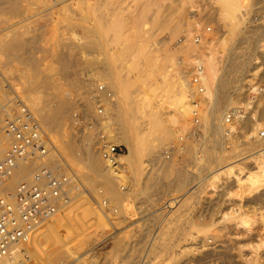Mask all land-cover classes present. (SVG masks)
Instances as JSON below:
<instances>
[{
	"label": "rangeland",
	"instance_id": "374dc122",
	"mask_svg": "<svg viewBox=\"0 0 264 264\" xmlns=\"http://www.w3.org/2000/svg\"><path fill=\"white\" fill-rule=\"evenodd\" d=\"M76 1L78 2L80 0H15V5L18 4L19 8L17 11L14 9L16 7H11V9H8V7H4L2 4L0 6L2 9H4V12H2L3 10L1 11L0 8V34L10 33L11 29L17 30V28V31H19V29L22 31L20 40L25 37V39L22 41L24 42L26 40L24 42L26 46L22 44L20 48L22 49L20 57L24 61H31V63L37 59L34 61L33 65L36 63L34 66H38L39 71L41 72H39L40 77L39 75L37 77L39 83L43 82V80L40 81L41 79H46V72L49 71L48 74H51L52 71L53 73L56 71V73H54L56 75L52 74V76L59 78L57 80L62 81L69 92L72 91L69 94L70 97L75 95L71 98V101L69 100L68 102L66 107L67 111L64 115L65 118L61 121L63 123L60 122L59 125L53 126L50 130V133L52 134L54 132L53 134L55 136H59V134L63 131H67L66 137H68L70 140L72 139L74 146H77L78 139L68 129L70 122V112L75 106L73 105L74 103L76 104L77 102L85 101L87 93L91 91L95 85L93 83V77L90 76L91 73L96 75L97 78H95V80H107V78L101 74L102 65L105 61L104 56H107L106 61L108 60L112 62L114 70L124 75V77L127 78L126 80H128L127 100L125 103L130 110H127L128 115L134 111V97L137 96V93L139 95L141 92L140 90L143 87V84H141V78H143L141 76L143 75V71L141 69L142 62L146 61L148 58L152 59L154 57L153 55L162 54L168 50L167 53L170 52L171 56L174 58L175 65H177L176 63H179V61L182 59L185 61L186 72L184 75L189 79V70L194 65L195 60L199 57V52L194 51L197 47L194 43H191L192 45L189 44L186 47H180L179 45L185 44V42L182 43L184 37H191L194 31L204 29L206 26H210L211 29L205 34L208 39L205 41L207 44L205 42L204 44L207 46L211 45L210 48L217 56L216 57L211 50L212 54L215 56L214 58L216 59V62L218 63H216V66H218V73H222L220 74V77L223 75V77H226L227 75L228 77L222 78L229 81L231 78V81L228 82L229 87L226 88V90L228 92L230 91V94L234 96L233 102L227 106H221L222 112L227 110L229 107H232L233 104L239 102L241 97H243V94H241L243 92L242 89L244 86H246L247 80L249 78L251 79L250 82H253L254 80L264 81L260 78V71L262 67H264V46L260 45L262 39L259 40V38L262 37L264 40V28L261 24V14L257 12L259 0H254L252 7L249 9L240 11V32H238V35L234 37V40H228V46L225 48L222 47L221 40L223 37H225V39L228 37L225 35L227 32V24L223 21L221 15L219 14L216 0H184V2H181L180 0H174L176 3L173 2L172 4L175 3V5L179 7L168 11H165L163 7L158 5L156 2L152 1L151 4L150 1L149 4L151 5L148 4V9L145 10L146 14L143 13L144 19L146 17L145 20H148V17H150L149 21H153V18H156V21L165 20V25L164 23H160V25L158 22H153L152 24L142 23L143 25H141L144 26L142 29L143 34L141 33L142 36L138 37L137 39V43H139L137 44V47H139L141 50L140 52L136 51L137 53L134 52L135 49L138 50L136 45L132 46V50L134 48V51L130 50L129 52L122 53V43L120 46H118V43L121 41L114 42L109 40L110 42H108L107 38H111V36L114 34V32L111 31L112 29L110 30L108 28L110 20L114 17V14L110 10L109 6V3L113 2V0H109V3L108 0H94V3L93 0H82L85 2L81 3L80 1L78 5ZM95 1L96 3L99 2L98 4H100L102 10L100 6L98 8V4H95ZM127 1L128 3H132V1L136 2L137 6L141 5L139 4L140 1H143L144 4L148 3L147 0H120V2L124 4H126ZM164 1L165 2L161 1L162 5L168 3V0ZM68 3H70L71 6L69 5L67 8ZM80 4H82V8H80ZM93 4L96 5L95 9ZM156 4L157 6L155 7ZM89 5L93 7L90 8ZM149 6L150 8H153V11L152 8L149 10ZM61 7H64L63 9L65 10H63ZM78 7L83 11L86 9L83 15L88 8L86 14L87 17L86 15H84V17L80 16V14L82 15V11L80 9L78 10ZM92 10L94 12L93 14ZM108 10H110L109 13ZM11 12L13 13L11 14ZM65 13L67 14L68 18L65 17ZM100 13H102V15H100ZM138 13L140 14L138 7L130 8V11L123 13L122 18H125L126 15L127 17L123 19V21L125 20L124 23L126 25L124 24L121 29H119V33L125 32L124 34L122 33V37L124 36L126 39L129 38L126 36L127 34L129 35V33H131V23H134L135 20L138 19ZM254 14L258 16L257 21H254L252 17ZM128 16L129 21L127 20ZM156 16L164 17L160 18ZM98 17L101 18V22ZM135 17H137V19ZM60 18H65L66 20L63 19L62 23ZM76 19H78V21ZM90 21L92 23H90ZM93 22H95L94 25ZM69 24L74 25L70 26ZM78 24H80V26ZM23 25H27V27H23ZM95 25H100L102 27L101 29L105 30V34L107 35H104L102 38H98V36L95 35L97 38L95 36L93 38V34L95 33L92 34L93 31L90 29H92V27ZM171 25H174L172 29ZM65 27L67 31L65 30ZM85 29L88 31L85 32ZM69 30L70 32H68ZM82 31H84V33ZM89 34H92V36ZM87 38L94 39V41L93 39L92 41L95 42V47L94 43L91 45V40L87 41L89 40ZM95 38L96 40L98 39V41H95ZM32 39H34V42ZM30 40L33 43H30ZM81 40L82 42H80ZM65 41L67 42L64 43ZM99 41L100 43H98ZM26 42H29L30 44ZM89 44L90 46H88ZM101 46L103 49H101ZM192 47L194 49H192ZM115 49H117L116 52ZM109 50L111 52H109ZM172 52H174V54ZM63 53L66 56L63 55ZM112 53L115 55V57L113 60H110L108 54ZM132 54L134 57H131ZM135 54L138 55L136 56ZM143 54L144 56H142ZM29 55H32L31 58ZM61 56H63L62 60H66V58H68V74L67 71L66 73H64L65 71H61ZM18 61L20 60H14L13 62L18 63ZM1 63L2 62H0V70L4 71L5 68L2 65L3 63ZM52 63H57L56 67H54ZM237 64L239 66H237ZM175 65L169 64L168 69H171L173 66L175 67ZM48 67L54 68L56 70L53 69L50 71ZM256 68L259 69L258 73L256 74L257 76L252 75V72ZM64 75L66 76V80H64ZM15 78L17 79L16 76H12L11 80L13 79L12 81L16 83L17 86H19ZM70 83H72L75 87L73 85L70 86ZM237 83H239L238 89H235V86H231L232 84L236 85ZM226 85L227 84H224L222 91L223 89L225 90ZM239 89L240 93L237 95L235 91ZM222 91L220 90V96H222ZM11 95H14V93H10V96ZM132 98L133 101L129 102L128 100H131ZM202 108H205V104L202 106ZM219 112L220 109L218 110V113ZM160 113V118L163 122H174L175 114H173V111L169 109L167 104H162ZM36 116L38 117L37 114ZM137 120L141 121V119ZM191 123L192 122L185 123V125L181 123L178 125V131H175V133L172 132L173 135L171 134L169 139L158 140L154 138L161 133V130L158 127L146 129L147 127L144 125L139 126L138 128H141V132L144 133L141 139L142 142L138 144L139 146L135 148L133 153L134 166L130 167L129 164L127 165L125 163L127 167V174L123 180L126 182V188L120 190L116 181L115 191L117 192V195H112L113 197L111 199V204L116 207L118 206L117 212L107 211V214H103L99 210L98 203L100 196L98 197L97 194V187L100 186L99 183L96 182L93 184V190L83 186L81 183L82 189L79 192L77 191L72 193L73 201L74 203H79L78 201H80V199L78 198V200H76L77 197H79V194H86V197L90 200L92 207L95 208L100 215V224L102 223V225H97L95 229L100 233L98 232V236L95 235L96 238L92 236L90 238L87 237L88 239H84L83 243H80L82 245L84 244L83 247L80 246L81 249L75 246L77 242L75 243V239L72 237H68L63 240L60 239V242L66 241L63 243L68 244L66 245V248H70L69 250L71 253L69 254L68 252L65 254L66 251L62 246L63 248H61L62 251H60V256L59 254L58 256L56 255L57 257L50 254V257L53 256L54 259H52L53 257L51 259H46V256L43 257L44 254L41 252L42 247L45 246L43 239L35 241V243L29 242L28 244L30 245L33 243L31 246H29V251L30 253L32 252V256L35 254L33 259L37 261L36 263L43 264L44 262L55 261L61 258H69L79 255L80 258L84 257L82 258L84 260H86V258L89 259V257L93 258L95 256V258L98 260L97 262L100 261V263H102L103 261L107 260L106 262L108 264H245V258L250 256V254L252 255L254 252L253 254L256 258L255 264H264V221L261 219L264 218V187L261 188L264 185H261V189H258L257 192H246L244 199L240 200L238 197V190L230 183V177H226L225 175L221 177L223 185H218V183H210V179L208 181H203L204 179L199 181H203L202 184L198 182V180L204 176L207 177L210 175L212 169L214 170V168L226 163H241L240 161H243L244 163L240 165L243 167V173L246 172L250 163V161H248L250 156H245L247 153L254 150V148L251 146V149H245L239 151L238 155H232L231 152H233V147L231 146L230 142L226 140V138H222L221 141L219 140V136L217 134H211V132H208L207 134L199 129L198 134L194 135L192 138L186 139L189 143L187 147L185 144V150L183 149L180 153H173L171 160L166 159L164 155L167 149L170 147V144L177 140L179 134L187 133L188 127ZM139 129H136V131H139ZM238 130V127H236V136L232 138V141L234 142H237L236 140H240L239 144L236 146V150L239 149V147H244L245 145L251 144V142H249L251 140L245 139ZM245 141H248V143ZM152 142L156 143L154 148H152ZM119 144L123 146L124 151L126 152L127 150L124 143L119 142ZM94 150L96 149L94 148ZM35 166L36 165H33L30 170ZM59 166L62 170L65 168L74 169L75 167L74 165V167L70 168L65 164H60ZM16 179V181L12 180V182L16 183L21 178L18 179L17 177ZM155 181L156 184L154 186H156V188L153 186V190L155 191L150 194L146 189L147 185H150V183L152 184V182ZM15 183H13L12 186H14ZM252 194H256L255 197ZM174 197L178 200L175 207L165 212L158 210L159 206L163 202L172 200ZM75 206L77 205H73L72 207ZM242 217L249 219V223H243L241 221ZM114 232L117 233L115 234ZM117 235H120V237L122 236V238L117 237ZM112 236L116 237L114 238ZM37 242H41V244H38ZM255 243L258 245V247ZM149 244L151 245L149 246ZM33 245L36 247H32ZM189 245H191L192 248L189 250H184L183 247H187ZM88 246L92 247L89 248ZM39 247L40 251H38L39 249H36Z\"/></svg>",
	"mask_w": 264,
	"mask_h": 264
},
{
	"label": "bare ground",
	"instance_id": "6f19581e",
	"mask_svg": "<svg viewBox=\"0 0 264 264\" xmlns=\"http://www.w3.org/2000/svg\"><path fill=\"white\" fill-rule=\"evenodd\" d=\"M80 1H81V3L85 2L82 0H80ZM80 1H78V2L76 1L77 5H78V3H80ZM96 1H102V0H96ZM96 1H95V4H98L99 2L96 3ZM147 1H148V3L146 2L147 4H144L143 1H140L139 4H141V5L137 6V3L133 2V1H132V3H128V1H127V3L125 2L126 4H124V3L120 2V0L119 1L113 0V2H110V3L108 0L110 10L114 14V17L110 20V24H109L108 28L110 30L112 29L111 31H113L114 34H113V36H111V38H107V39H108V42H110L109 40L114 41V42L115 41H121L120 43H118L119 44L118 46H120L122 43V46H121V52L122 53L129 52L130 50H132V46H134V45H136V47H137V44H139V43H137V39H138V37H141L143 34L142 29L144 26H142V25L144 23L145 24L146 23L152 24L153 22H158V24H160V23L165 22V20L156 21V18H153V21L150 20L151 21L150 22L149 21L150 17H148V20H145L146 17L144 19L143 13H145V10L148 9V4L150 3V1H151V4L153 1V2H156L158 5H161V7H163V9L165 11L166 10L167 11L172 10V9L174 10L175 8L179 7V6L175 5L176 2L174 0H168V3L166 2L167 4H164V5H162V3H161V1L165 2L164 0H147ZM180 1L184 2V0L183 1L180 0ZM216 1H217L218 9H219V14L221 15V18L223 19V21L226 22V24H227V26H226L227 32L225 35H227L228 37H227V39H225V37H223V39L221 40V42H222L221 45L223 48H225L228 46V40H234V37H236V35H238V32H240L239 31L240 30L239 24L241 22L240 11L241 10L245 11V9L247 10L250 7H252L254 0H216ZM58 2H60V1H58ZM173 2H175V3L172 4ZM17 3H19V2H17ZM93 3H94V0H93ZM105 3H107V2H105ZM180 3H177V4H180ZM1 4L4 7H8V9L9 8L11 9V7H13V8L16 7V8H14V9H16L15 11H17V9H19L18 4L15 5V0H0V6H1ZM151 4H149V5H151ZM157 4L155 5V7L157 6ZM69 5H70V3H68L67 8L69 7ZM81 5L82 4H80V6ZM83 5H86V4H83ZM102 5H103V3H102ZM62 6H64V5H62ZM95 6L96 5H94V9H95ZM99 6H100V4H98V8H99ZM50 7H52V6H50ZM54 7H56V6H54ZM92 7L90 6V8H92ZM137 7L139 9L140 14L138 13L139 14L138 19H137V17H135L137 20H135L134 23L129 22L132 24L130 26L131 33H129V35L127 34V36L126 35L125 36L129 37L130 39L129 38L126 39L124 36L123 37L121 36L123 32L119 33V29H121V27L125 24L124 23L125 20L123 21V19H125L127 17V15H126L125 18H122L123 13L126 11H130V8H137ZM61 8L63 9L64 7H61ZM70 8H72V7H70ZM80 8H82V6ZM80 8L78 7V10ZM100 8L102 10L101 6H100ZM104 8H106V7H104ZM151 8L149 6V10ZM257 8H258L257 12H259L261 14L260 15L262 17L261 24L264 28V4L257 6ZM63 10H65V9H63ZM110 10H108V13L110 12ZM1 11L4 12V9L1 8ZM10 11H12V10H10ZM73 11H74V9H73ZM81 11H82V15L80 14V16L84 17V15L87 14L88 8H87V11L85 12L84 15H83L84 11L83 10H81ZM135 11H136V9H135ZM152 11H153V8H152ZM154 11H155V9H154ZM6 13H5V15H6ZM12 13L13 12H11V14ZM66 13L64 14V15H66L65 17H67ZM93 13L94 12L92 10V14ZM100 15H102V13H100ZM133 15H131V16H133ZM86 17H87V15H86ZM100 17H98V18L100 19V22H101ZM111 17H112V14H111ZM156 17H160V16H156ZM162 17H164V16H162ZM162 17H160V18H162ZM60 19L62 22V20L65 18H63V19L60 18ZM128 19H129V16H128L127 20ZM76 20L78 21V19H76ZM71 21H73V20H71ZM128 21H127V23H128ZM133 21H134V19H133ZM186 21H187V19H186ZM90 23H92V22L90 21ZM94 23L95 22H93V25H94ZM176 23H177V21H176ZM22 24H24V23H22ZM105 24H103V25H105ZM67 25H68V23H67ZM73 25H70V26H73ZM78 25L80 26V24H78ZM164 25H165V23H164ZM164 25H162V26H164ZM176 25H178V24H176ZM24 26L27 27V25H23V27ZM173 26L171 25V29ZM157 27H158V25H157ZM70 28H67V29H70ZM90 28H91V26H90ZM101 28L102 27L100 25H95L92 27V29H90L93 31L92 34L95 33V34H93V38L95 35L98 36V38H102V37H104V35H107V34H105V30H102ZM125 28H123V29L126 30ZM17 30H18V28H17ZM17 30L11 29L10 33L0 34V62L3 63V64L2 63L1 64L5 68L4 71L0 70V75H1L0 79H1L2 85L4 87L3 88V95L4 96H10V93H14V96L18 100H22L33 113L35 112L38 115V119L40 120L42 127L48 136L50 149L52 148L46 156L47 162L52 167H57L60 164H62V165L65 164L71 168V167H74V165H75L74 169L73 168H71V169H73L72 171H74V173L78 176L79 183L80 184L82 183L83 186H86L87 188H89L91 190H93V184L94 183H96V182L99 183L100 187L103 190L102 195L109 202V208L107 209V211L111 212L110 210L113 208V206L111 204V202H112L111 199L113 197L112 195L113 194L117 195L116 194L117 192L115 191L116 179L111 175L109 170L104 165V162L101 159L98 151L94 150V148H93L94 134L92 132H89L87 135H83V139L78 140L77 146L76 145L74 146L72 139L70 140V139H68V137H66L67 131H63L60 134L58 133L59 136H57V135L55 136L53 134L54 132L52 134L50 133L51 128L53 126L59 125L60 122L65 118L64 115H65V112L67 111L66 107L68 105V102H69V100L71 101V98L75 95L70 97L69 94L72 91L69 92V90L66 89L67 87H65V84H63L62 81L57 80L59 78L52 76V74L56 73V71H54V73L52 71L54 68L48 67L49 70L52 71V73L48 74L49 71L46 72V75H47L45 77L46 79L45 80L41 79L40 81L43 80V82L39 83L37 77H38L40 71H39L38 66L37 67L34 66L36 63L33 65L34 61L37 59H35L33 61V63H31V61L30 62H27V60L24 61L20 57V54L22 52V49H20V48H21L22 44H24L26 46V44L24 43L26 40L24 42L22 41L23 39H25V37H23V39L21 37L22 40H20V36H21L22 31H20V29H19V31H17ZM65 30H66V27H65ZM70 30H72V29H70ZM70 30L68 32H70ZM128 30H129V28H128ZM201 30L203 31L204 29H201ZM23 31H24V29H23ZM86 31H88V30L85 29V32ZM4 32H6V31H4ZM82 32L84 33V31H82ZM73 33H74V31H73ZM92 34H89V35L92 36ZM71 35H73V34H71ZM168 36H169V34H168ZM33 38H35V37H33ZM93 38H87L89 40H87V39L86 40L92 41ZM96 38H95V41H98V39L96 40ZM73 39H74V37H73ZM207 39L206 40L203 39V41L205 42V41H207ZM260 39H262V41L260 42V45L264 46L263 38L261 37V38H259V40ZM33 40L34 39H32V41ZM32 41L30 40V43ZM93 41H94V39H93ZM93 41H92L91 45H93V43H94V47H95V42H93ZM58 42H56V43H58ZM66 42L67 41H65L64 43H66ZM80 42H82V40ZM184 42H185V44H181L179 46L180 47H186L189 44L192 45L191 43H194L197 46V47L195 46L196 48L194 50L196 52H199L198 53L199 57L196 59V62L200 63L202 66L201 82H202L204 89H205V91L203 93V97H202V106H204V104H205V108L203 109L201 106V108H202L200 111L201 122L198 125V128L207 134H208V132H211V134H217L219 136V140H221L222 138H224L222 135V129L223 128L221 125L222 113L224 111L222 112L221 106L229 105L230 103L233 102V98H234V96H232V94H230V91L228 92L226 90V88L229 87L228 82L231 81V78L229 81V80L223 79V78L228 77L227 75H226V77H223L224 75L220 77V74H222V73H220V72L218 73V68H217L218 66H216L217 62H216V59L214 58L216 56V54L210 48V46H211L210 44H209L210 46H207L203 42L201 45H198L192 40V36L185 38L182 43H184ZM26 43L30 44L29 42H26ZM64 43H63V45H64ZM83 43H85V42H83ZM98 43H100V41ZM28 44H27V46H28ZM88 46H90V44ZM67 47H66V49H67ZM98 47H100V46H98ZM42 48H44V47H42ZM137 48H138V50L135 49V51H134V48H133L132 51L140 52L141 49L139 47H137ZM101 49H103V47ZM186 49H188V48H186ZM192 49H194V48L192 47ZM211 50L213 51L215 56L212 54ZM68 51H69V49H68ZM116 51H117V49H115V52ZM167 51L168 50H166V52L165 53L163 52L162 54H156L155 53L156 55H153L154 57L152 56L153 57L152 59L148 58V59H146V61L142 62V66H141L142 68L140 67L143 71V75H141L143 77V78H141V80H142L141 84H143L142 86L144 88L141 86L142 87V89L140 90L141 92L139 93V95L137 93V96L134 97V104H133L134 105V111L131 110L132 112L130 115H128V113H127V110H129V109H128V106H126V104H125L126 100H127V85H128V80H126L127 78L124 77V75L118 73V71L114 70V68H113L114 66H113L112 62H110L108 60L106 61L107 56H104L105 57L104 62L102 61L104 59L101 60L103 62V65L101 64L102 65V73L101 74H103L104 77L107 78V80L105 81L106 85L108 87H110L114 93V101L112 103L111 113L109 115V122H110L109 131L111 133V140L114 142H117V143H119V142L124 143L127 151L122 154L121 159L127 165L129 164L130 167L134 166L133 153L135 151V148H137L139 146L138 144L140 142H142L141 139H142V136L144 133V132L143 133L141 132V130H140L141 128L140 129L138 128L139 126L144 125L147 127V128L145 127L146 129L158 127L161 130V133L154 138L157 140L158 139H169L172 132L175 133V131H178V129H179L178 125H180L181 123H183V125H185V123H189L192 121L193 92H192V86L189 83V79L184 75V73L186 72V67H185L186 63L182 59L181 61H179V63L177 61H175V62H177L176 63L177 65H175L174 64V58L171 56L170 52L167 53ZM73 52H70V53H73ZM109 52H111V51L109 50ZM134 52H131V53H134ZM100 53H101V51H100ZM172 53L174 54V52H172ZM63 55H65V54L63 53ZM31 56H30V58H31ZM132 56L134 57L133 54L131 55V57ZM142 56H144V54ZM3 57H4V59H3ZM67 57H69V56H67ZM108 57L110 58V60H113L115 55L113 53L108 54ZM62 58H63V56H61V63H60L61 64V66H60L61 71H63V72L65 71L64 73H66V71L69 69L68 68L69 62L67 61L68 58H66V60L65 59L62 60ZM14 60H20V61H18V63L17 62L14 63L13 62ZM32 60H33V57H32ZM62 61H63V64H62ZM140 63H141V61H140ZM40 64H41V62H40ZM169 64L175 65V67L173 66L171 69H168ZM52 65H54V67H56L57 63L56 64L52 63ZM52 65H50V66H52ZM84 66H85V64H84ZM233 66H234V64H233ZM237 66H239V65L237 64ZM136 67H137V65H136ZM43 68H44V66H43ZM48 68H46V69H48ZM140 68H138V69H140ZM54 70H56V69H54ZM258 70L259 69L256 68L252 72L253 73L252 75H256L258 73ZM68 71H67V74H68ZM260 73H261L260 78L262 80H264V67H262ZM54 75H56V74H54ZM12 76L17 77V79L16 78L15 79L17 80V83L19 84V86H17V84L12 81L13 79L11 80ZM90 76L93 77L92 78L94 81L93 83L95 84V81H97V80H95V78H97L96 75L94 73H91ZM39 77H40V75H39ZM64 80H66V76H65ZM250 80L251 79L249 78L247 80V82H250ZM224 84H227V85L225 86V90L223 89V91H222V88H224ZM72 85L73 84L70 83V86H72ZM231 86H235V89H238L239 83H237L236 85L232 84ZM138 89H140V88H138ZM220 90L222 91V96L219 95ZM75 91H77V90H75ZM239 91H240V89L235 91L237 95H238V93H240ZM138 92H139V90H138ZM20 94H21V96H20ZM128 101L129 102L133 101V98L131 100H128ZM48 103H50V104H48ZM82 103L84 104V106L90 107L91 102L89 101L88 97H86L85 101H83ZM163 103L167 104L169 109L173 111V114H175V119H174L173 123H169L166 121L163 122L162 119L160 118V116H161L160 110H161ZM69 104H71V103H69ZM128 104H130V103H128ZM73 105H75V103ZM233 105H235V104H233ZM219 109H220V112L218 113ZM137 119H141V121H138ZM61 123H63V122H61ZM175 125H177V126H175ZM248 125L254 131L258 126V122H250V123H248ZM144 126H142V127H144ZM136 129H139V131H136ZM60 130H62V129H60ZM56 133H57V131H56ZM68 133H70V132H68ZM149 135H150V133H149ZM232 140L233 139H229V141H228V142H230L231 146L233 147V152H231L232 155H238L239 151H242L245 149H251L250 148L251 146L254 148V150L247 153V155L245 156V157L250 156L249 157L250 159L248 160V161H250V163L248 165V169L246 170V172L243 173V169H242L243 167L240 165V164L244 163L243 161H240L241 163H226L224 165H220V166L214 168V170L212 169L210 175H208L207 177L204 176L203 178L199 179L198 182L203 180V179H204L203 181H205V180L208 181L210 179V181H209L210 183H218V185L219 184L223 185L222 184L223 181L221 180L222 179L221 177L223 175H225L226 177H230V181H231L230 183L238 190L239 199L243 200L246 192H249V191L257 192L258 189H261L264 187V186L261 187V185H264V138L263 139H256V138L252 139L251 141H249V142H251L250 145H245L244 147H239V149H237V150H236V146L239 144L240 140H236L237 142H234ZM245 142L248 143V141H245ZM188 143L189 142L186 140L185 141L186 147L188 146ZM155 146H156V143L152 142V148H154ZM186 147L184 146V150ZM218 158H220V157H218ZM198 159H197V161H198ZM37 164H38L37 162H31V163L20 164L18 167H16L14 174L3 185L0 186V193H2L3 191H5L7 189H12V187H13L12 185H13V183H15V182H12V180L16 181L17 177H18V179L24 178L30 172V168L33 165H37ZM202 182H199V183L202 184ZM155 184H156V181L152 182V184L150 183V185H147L146 189L150 194H152L153 191H155V190H153V186ZM82 185H81V189H82ZM154 187L156 188V186H154ZM80 194H79V197H77V199H76V200H78V198L80 199V201H78L79 203H74L73 196L71 193V200L66 202L65 204H63L56 213L45 218L40 224H38L35 227L34 231L32 232L30 240L28 241V243L29 242L35 243V241H39L40 239H43L44 242L43 241L42 242L45 244V246H43V247L41 246L42 247L41 252H43L42 254H44L43 257L46 256L45 257L46 259H51L53 257V256L50 257V254L54 255V256H56V255L58 256V254H59V256H60V251H62L61 248H63V247H64L63 249H65V251H66L65 254H67L68 252H69V254L71 253V251L69 250L70 248H66V245H68V244H64L66 241L65 242L63 241L64 242L63 243V242H60V239L63 240L65 238L72 237L75 239V243L76 242L79 243V244L76 243L79 246H77L76 244H75V246L80 248V246L83 247V245H84V244L83 245L80 244V243H83L84 239H88L92 236H94L96 238V236H98L99 231H97L95 229H96L97 225H100V226L102 225V223L100 224V221H101L100 215L98 214V211H96V209L92 207L90 200L86 197V194L85 193H80ZM255 195H253V196L255 197ZM98 197H99V194H98ZM73 205H77V206L72 207ZM98 206H99V203H98ZM117 208H118V206H117ZM99 210L103 214H107V211L104 212L100 207H99ZM226 213H229V212H226ZM261 219H262V221H264V218H261ZM241 221L245 224L249 223L248 222L249 219H245L244 217L241 218ZM100 226H98V227H100ZM105 237H106V235H105ZM112 237H114V236H112ZM117 237H120V235H117ZM120 238H122V236ZM28 243H27V248L30 250L29 246H31L33 243L31 245ZM37 243L41 244V242H37ZM34 245H37V244H34ZM34 245L32 247H34ZM150 245L151 244H149V246ZM256 246L258 247L257 244H256ZM91 247H89V248H91ZM183 248H184V250H189L192 247H191V245H189V246L183 247ZM36 249H39L38 251H40V247L36 248ZM253 253H252V255L250 254V256H247L245 258L246 259L245 264H255L256 258H255ZM34 256H35V254H33L32 258H34ZM73 257L83 261L85 264H108L106 262L107 260L103 261L102 263H100V261L97 262L98 260L95 258V256L94 257L92 256L93 258L89 257V259L86 258V260L82 259L84 257L80 258L79 255H76ZM52 259H54V257ZM34 262L36 264L37 261L34 260Z\"/></svg>",
	"mask_w": 264,
	"mask_h": 264
},
{
	"label": "built area",
	"instance_id": "2783aa9c",
	"mask_svg": "<svg viewBox=\"0 0 264 264\" xmlns=\"http://www.w3.org/2000/svg\"><path fill=\"white\" fill-rule=\"evenodd\" d=\"M262 4L264 0H259L258 6ZM252 17L257 21L256 14ZM210 29V26H206L203 31H194L192 40L201 45L203 39H207L205 33ZM201 72L202 66L195 60L188 73L193 92L192 123L187 133L179 134L177 140L170 144L164 155L166 159L171 160L173 153H180L184 149L186 138L198 134L205 91ZM3 88L0 79V186L14 174L20 164H38L27 176L18 180L12 189L0 193V264H35L27 248L32 232L45 218L70 201L71 193L79 191L81 184L71 169L62 170L60 166L52 167L47 162L50 144L40 120L22 100H18L14 95L4 96ZM242 91L243 97L239 102L222 114V135L229 141L236 136L235 128L238 127L245 139H263L264 81L247 82ZM87 97L91 102V110L82 102H77L70 112L68 127L78 140L83 139V135L89 132L94 134L93 148L98 151L120 190H123L126 188L123 178L127 174V167L121 157L125 151L121 144L111 140L109 131V115L114 93L105 81L97 80ZM250 122H258L254 131L248 125ZM97 193L100 196L99 207L106 212L109 202L102 195L100 186L97 187ZM177 202L174 197L163 202L158 210L168 211L175 207ZM112 206L110 211L117 212L118 208ZM43 264L85 263L77 258L67 257Z\"/></svg>",
	"mask_w": 264,
	"mask_h": 264
}]
</instances>
